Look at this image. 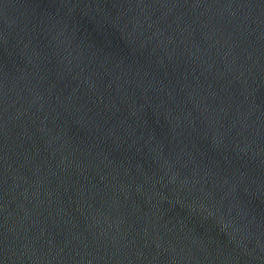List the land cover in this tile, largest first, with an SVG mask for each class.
Masks as SVG:
<instances>
[{
	"label": "water",
	"instance_id": "95a60500",
	"mask_svg": "<svg viewBox=\"0 0 264 264\" xmlns=\"http://www.w3.org/2000/svg\"><path fill=\"white\" fill-rule=\"evenodd\" d=\"M0 264H264V0H0Z\"/></svg>",
	"mask_w": 264,
	"mask_h": 264
}]
</instances>
